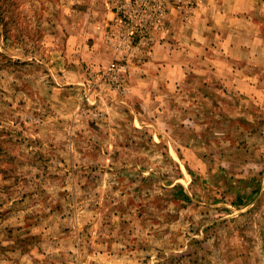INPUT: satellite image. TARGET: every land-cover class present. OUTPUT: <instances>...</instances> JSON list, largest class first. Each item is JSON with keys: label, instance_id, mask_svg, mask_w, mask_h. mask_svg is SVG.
Masks as SVG:
<instances>
[{"label": "rangeland", "instance_id": "374dc122", "mask_svg": "<svg viewBox=\"0 0 264 264\" xmlns=\"http://www.w3.org/2000/svg\"><path fill=\"white\" fill-rule=\"evenodd\" d=\"M207 5L0 0V264H264V23L230 55ZM160 44L183 70L147 114L122 91Z\"/></svg>", "mask_w": 264, "mask_h": 264}, {"label": "crops", "instance_id": "0c3cea01", "mask_svg": "<svg viewBox=\"0 0 264 264\" xmlns=\"http://www.w3.org/2000/svg\"><path fill=\"white\" fill-rule=\"evenodd\" d=\"M248 1L249 0H208V7L206 9V12L204 11L200 13L202 14V17H200V24H198V17L194 18L196 19L195 22L197 25L203 24L201 25V29L202 31H204L203 35L213 36L214 34H219V36L221 37L220 39L223 42L220 45L218 44L219 48L222 47V49L226 52L228 50V53L230 55L234 53L237 56H245L247 53H249V51L247 48H245L244 45H241L240 42H245L247 39L256 40V38H252V36L250 37L249 35H255L258 33V31L259 34L262 35L263 27L261 29V26L263 25L262 22L264 23V16L253 17L251 15L252 12L264 13V0H251L250 3H247ZM102 12L103 13L101 16L104 20L103 15H106V9H103ZM234 27H240V31L242 34H235V30H233ZM233 35H235L236 38ZM198 36L199 34H197V36L193 34L191 37L193 38ZM235 39L236 42L234 44H231V42ZM96 40L99 47L97 46V43L92 44V46L90 47V45H88L89 43H87V40L85 39L82 40L85 42H82L81 45H79L81 49H79V47L77 50L73 49L72 52L76 53L79 63L95 66V64L93 63H96L98 61H101L102 63V61L106 60V58L109 57V55H107L108 52H106V38L104 37V35L101 37L98 36ZM95 46H97L98 48H95ZM72 52L68 49L69 55H72ZM257 53L261 56L263 54L259 47L257 48ZM172 56L173 55L169 49V46H167V48H164V45H156L152 57H150L148 61L145 62L142 66L132 67L130 69L128 78H126V87L125 90L122 91L123 94H128V97H136L134 98L136 100L141 99V102L139 103L141 105V108L147 114L150 113L149 102H151L152 98L157 95L156 91L160 93L159 90H163L165 88L164 86H175L177 83L176 76L182 73V63L176 61L175 59H172ZM165 60L171 61V63H166L164 62ZM72 61L73 60L70 59V61L68 62L69 65H67L66 67L65 65H63L57 68V66L54 65L52 67V70L63 71V74H69L71 73L72 69V65H70V62ZM227 61L230 62L229 60ZM234 61L238 62V64H236V67L234 66V64L231 65L230 63H225L224 68L226 66V69L235 70L237 73H246L250 68L248 66L246 67L244 64H239L242 62L240 61V59ZM233 67H235L236 69H233ZM195 68L196 69L191 68V71L195 72L199 67L196 66ZM258 69L261 70L262 66H254V71L259 75L260 71ZM210 72L211 69L207 66V74H209ZM176 73L178 75H175ZM83 75L85 79L86 76L85 74ZM81 78L82 75L80 78H76L75 81L77 82ZM131 84L136 85V93L141 94V96L135 94V90L131 88ZM207 85L209 86L210 82L207 83ZM213 87H215V85H213ZM158 105H160V103Z\"/></svg>", "mask_w": 264, "mask_h": 264}, {"label": "built area", "instance_id": "2783aa9c", "mask_svg": "<svg viewBox=\"0 0 264 264\" xmlns=\"http://www.w3.org/2000/svg\"><path fill=\"white\" fill-rule=\"evenodd\" d=\"M107 69H108V71H111V70L114 71L115 69H117V67L108 66Z\"/></svg>", "mask_w": 264, "mask_h": 264}, {"label": "trees", "instance_id": "16d2710c", "mask_svg": "<svg viewBox=\"0 0 264 264\" xmlns=\"http://www.w3.org/2000/svg\"><path fill=\"white\" fill-rule=\"evenodd\" d=\"M183 191V189H181Z\"/></svg>", "mask_w": 264, "mask_h": 264}]
</instances>
